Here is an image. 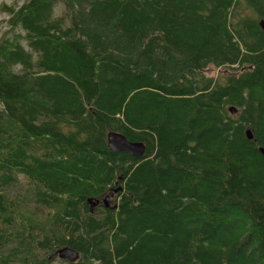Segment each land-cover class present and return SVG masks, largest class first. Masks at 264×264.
<instances>
[{
    "label": "trees",
    "instance_id": "1",
    "mask_svg": "<svg viewBox=\"0 0 264 264\" xmlns=\"http://www.w3.org/2000/svg\"><path fill=\"white\" fill-rule=\"evenodd\" d=\"M18 1L0 7L19 29L0 36V264H264V0ZM209 66L234 74L212 86Z\"/></svg>",
    "mask_w": 264,
    "mask_h": 264
},
{
    "label": "water",
    "instance_id": "2",
    "mask_svg": "<svg viewBox=\"0 0 264 264\" xmlns=\"http://www.w3.org/2000/svg\"><path fill=\"white\" fill-rule=\"evenodd\" d=\"M258 25L261 31L264 33V19L260 20ZM229 112L231 114H235L236 110L230 108ZM245 135L248 140L252 139V134L250 131H246ZM107 147L111 152L122 153L133 158H141L145 151V147L141 143H130L124 137L118 134H108ZM260 152L264 154L263 149H260ZM104 203L105 207H107V200H105ZM58 257L69 262H74L78 259L79 255L73 250L63 249L58 252Z\"/></svg>",
    "mask_w": 264,
    "mask_h": 264
},
{
    "label": "rangeland",
    "instance_id": "3",
    "mask_svg": "<svg viewBox=\"0 0 264 264\" xmlns=\"http://www.w3.org/2000/svg\"><path fill=\"white\" fill-rule=\"evenodd\" d=\"M21 3H23V0H19L18 1V4L20 5ZM1 4H5L4 6L5 7H10L12 4H13V0H0V7H1ZM8 11V10H7ZM8 21V13L5 12V11H2L0 9V36H2V34L4 32H7L8 35H12V33L14 32L15 34H17L19 32V29L18 28H14L13 32H11L10 28H9V25L7 23ZM205 78L207 80H220L222 75H232L234 74L233 71H226L225 69H219V68H215L213 66H209L206 68V70L203 72ZM116 199V196L112 197L111 200L114 201ZM39 221L38 218H35L34 219V222H37ZM50 263L49 264H67L63 261H61L60 259H58V257L55 255V256H50Z\"/></svg>",
    "mask_w": 264,
    "mask_h": 264
},
{
    "label": "bare ground",
    "instance_id": "4",
    "mask_svg": "<svg viewBox=\"0 0 264 264\" xmlns=\"http://www.w3.org/2000/svg\"><path fill=\"white\" fill-rule=\"evenodd\" d=\"M129 142V141H128Z\"/></svg>",
    "mask_w": 264,
    "mask_h": 264
}]
</instances>
